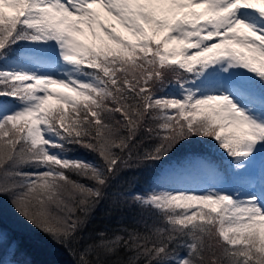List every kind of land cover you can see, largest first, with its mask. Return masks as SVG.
<instances>
[{
	"label": "snow or ice",
	"instance_id": "6c2138e0",
	"mask_svg": "<svg viewBox=\"0 0 264 264\" xmlns=\"http://www.w3.org/2000/svg\"><path fill=\"white\" fill-rule=\"evenodd\" d=\"M0 196L74 264H264V0H0Z\"/></svg>",
	"mask_w": 264,
	"mask_h": 264
},
{
	"label": "trees",
	"instance_id": "16d2710c",
	"mask_svg": "<svg viewBox=\"0 0 264 264\" xmlns=\"http://www.w3.org/2000/svg\"><path fill=\"white\" fill-rule=\"evenodd\" d=\"M169 91H176L169 88ZM197 142L196 146L203 148L204 145L213 144L207 138H193ZM74 155L91 158L90 154L83 149H76L70 153ZM181 151L176 157L183 156ZM160 167L159 164L156 166ZM129 175H139L141 177L138 188L143 186L148 175L146 169L137 170ZM104 211L102 204L97 209V217ZM102 223V221H99ZM0 232L3 233V243H0V264H74L68 253L54 241L21 217L9 202L7 196H0ZM14 249V251H13Z\"/></svg>",
	"mask_w": 264,
	"mask_h": 264
},
{
	"label": "rangeland",
	"instance_id": "374dc122",
	"mask_svg": "<svg viewBox=\"0 0 264 264\" xmlns=\"http://www.w3.org/2000/svg\"><path fill=\"white\" fill-rule=\"evenodd\" d=\"M175 90H176V89H175ZM3 235H4V234L0 232V237H2V238H3Z\"/></svg>",
	"mask_w": 264,
	"mask_h": 264
}]
</instances>
